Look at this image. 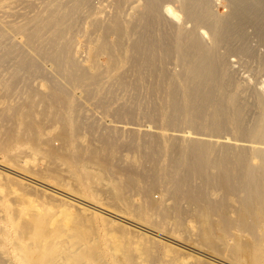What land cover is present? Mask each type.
<instances>
[{
  "label": "bare ground",
  "instance_id": "bare-ground-1",
  "mask_svg": "<svg viewBox=\"0 0 264 264\" xmlns=\"http://www.w3.org/2000/svg\"><path fill=\"white\" fill-rule=\"evenodd\" d=\"M44 1L45 2L42 9H39V11L33 16H29L24 24H18L17 26L13 25L8 29V33L12 32L14 35L20 34L22 36V41L19 44L31 46L34 52H32L31 50L30 51L33 54H25L22 51L21 45L10 42L4 45L2 51L0 50V59L1 65H7L6 67L8 68L13 67L12 76H15L16 72L21 68H25L27 70L38 68L43 70V64H49L48 66L53 68L52 70L55 72L56 77L59 78V85H61V89L59 85H54V87H50V90H48V92H43V94H41V92L40 94L43 96L41 97L42 99L46 98L45 94L47 96H52V100L57 102L58 104V102H61V98H64L61 97L63 96L61 92L65 91V87L63 86H65L66 82L69 86H73V84H75L79 80L91 76V73L89 71H87L76 60L70 57V48L73 36H76V33L78 34L83 29V24L82 29L81 27H79L82 23V19H84L82 17V12L84 10L86 11L87 9V11L90 10L89 13H92V11L94 12V6L98 4L94 3L95 5H92V0ZM132 1L133 0H114L115 6H113V9L117 7L118 9H120V11H123L128 3L130 5L132 4ZM140 1L142 2V4L140 5L142 8L136 11L131 16V19H128L124 23L121 21L119 15H116L118 11L116 10L117 12L113 13V11L115 10L112 9L113 16L111 15V23L110 21L107 22L109 23L108 25H106L107 23H104L105 26L103 25L102 35H104L105 38H109L113 34H115L117 36L116 38L118 39H116V42H119V39L129 38L133 33H136V28L138 26L142 27L141 34H139V36L137 35L138 38H134L136 40H132L133 42L129 43L128 46H124V43L123 46L116 45L115 47L102 46L103 43L99 44L100 47L97 48V51H95L96 56L98 57L97 59H99L101 55L107 54L109 58L112 59V63L114 62L113 66L115 69L119 68L123 62H127V60H129L130 58H133V61L135 60L137 62L138 60H140V58H151L150 55H152L155 60L161 59L163 57L168 58L170 66L159 67L157 66L158 64H155L150 69L147 68L148 71L150 70L151 76L153 75V77L160 78V82L158 83L156 90H153L152 88V91L150 92L151 89L149 88V98L152 99L153 96L157 98L156 104L152 103L141 105L140 102L137 103L131 101L130 105H126V102L121 103L116 106V109L129 108L131 111H135L140 107H142V109L149 108L152 112L157 113L154 116H148V118L144 122L146 127L152 128L155 126L163 129L168 128L174 130L175 132H182L184 136H193H191L192 138H179L177 136H172L170 138L171 142L168 145L169 161H167L170 164V169H165L164 167L158 165V167L156 166L154 168L153 172L142 174V176L144 177L141 176V178L152 179V185H148L147 187H144L142 189L141 193L143 194V200L140 203L139 207L144 210L147 219H149V210H159L161 207L164 210L165 217H169V215H171L170 213H173L172 210H176L180 214H187L189 212L191 213V211L194 210L195 214L193 215L195 217V220H197L202 225V238L208 243L212 241L214 231H217L216 229H218L217 227L228 230L229 228H235V226H239L243 231L253 235V241L244 239L241 248L242 252H250L255 248V244L262 242V239L257 234V231L261 227L262 223H264V220L258 221L264 219V95L258 93V96L260 98V108L257 107L258 111L255 116H253L251 119L248 118L249 120H246L247 118L245 116L246 113L244 110L245 104H242L240 102L238 96L235 95L236 93L232 91L233 88H230L232 85H235L234 76L233 78L228 77L229 79L225 78L222 69L227 64L229 55L236 53L248 54L249 56L255 55L256 59L260 61V64L264 65V52L262 55H258L259 53H257L255 45H253L252 41V38L255 36L258 44L264 46V0H226V11L224 13H220V11H217V3L215 2V0ZM132 7L135 8V5H132ZM124 14L122 13L121 15L123 16ZM168 14L174 16V18L182 20V23H175L173 17H169ZM86 17L87 14L85 15V18ZM188 22L191 23L190 27H185V24ZM97 25H99V20ZM159 25H169L168 27H166V29L168 28V31H166L167 33H162L161 30L163 28L161 27L160 29ZM249 28H252L253 30L250 31ZM202 31L209 35V41L204 39ZM161 34H169L170 39L172 40L168 41L166 40L168 39V37H165L166 42L162 41L161 39L163 35ZM156 35L159 38L154 37L155 40L152 41L153 43L149 42L150 44L145 46L148 49L147 54L146 50L144 51L143 40L144 38L147 39L148 36L150 37ZM104 36L102 37L104 38ZM7 37V31L1 30V44L5 42L4 40H6ZM101 41H105V39H102ZM111 44L109 43V45ZM133 51L138 52L139 56H133ZM146 54L147 56H144ZM94 56L93 58H95ZM93 60L96 61L95 59ZM92 64L90 63V65ZM129 65H132V62ZM136 70L138 71V77L142 79L145 75V69L139 68L137 66L135 71ZM146 73L148 74L147 71ZM125 75H129V73H126ZM93 76L96 75L94 74ZM122 77H120V79ZM146 79H148V77ZM152 85L150 84L151 87ZM33 91L34 92L32 93V95L36 94L35 90ZM31 96L28 101L21 105L23 106V108L25 107V113L28 116L33 114V107H35L33 102L30 100L32 98ZM137 96L138 92L137 95H131L130 97H133L134 99ZM141 97H145L144 94ZM46 102L44 104L46 107H48L49 105ZM54 105L55 104H53V107ZM63 105L65 106L66 104L63 103ZM19 106H17L16 111L21 108V106ZM46 109L48 110V108ZM53 115L54 114H52V116ZM110 116L111 117L108 121H111V123L117 121L122 124L126 123L124 125L136 126H138L137 124L140 123L139 121L135 120L133 116H121L119 113L118 116L116 115V117L113 114ZM53 117L51 118L53 119ZM43 118L44 117L42 115L41 119ZM15 119L16 118L14 116V120ZM16 121L14 122V124L17 123ZM62 121V126L56 136L62 141L61 146L63 147L69 144L72 130L74 127H76V125L73 121H69V116L65 118V122L63 121L64 124L62 123ZM33 123L34 122L32 119L28 120V122L25 121L23 127L26 128L25 126H27L28 128H30L32 127ZM9 128L10 130L7 132L6 137H2V140L0 137V142L4 141V139L8 140L9 142L11 139L14 140L15 131L11 129V126ZM32 129L34 130V128H31V130ZM25 130L27 131V129ZM35 131L36 128L34 130V133ZM133 131L134 132H129L131 136V139L129 138L130 140H127L129 146L131 145L133 147V145L139 143V141L141 142V138L144 139L142 140V144L143 142H145V145L148 144L149 147L150 145H152L151 147L153 151L157 150V148L159 149V147H162V141H164V144H166L165 136L156 135L154 129L152 130L154 134H151L149 132L148 137H146V141V133L139 134L135 133V130ZM142 131L145 130L142 129ZM34 133H31V135H33ZM21 135H24V133ZM27 135H29L28 132ZM196 136H202L204 138L197 139ZM29 137L36 138L35 136L30 135ZM206 137H213L212 139L219 138L222 139L223 142H228V140L231 139L232 141L234 139V141L246 140L259 142L262 146L255 149L254 151L255 156L259 158V162L251 167H247L245 164V167L243 166V164L241 166L239 164V153H241L242 158H245L247 155H249L248 152H246L245 150L239 152V145H234L235 143L233 145L223 143L219 146H215L214 144L208 142L206 140ZM104 139L106 138L103 137V140ZM6 140L4 142H7ZM103 140L101 146H96V148H94V152L95 150L98 151L106 149L108 145L110 146L111 143H109V141H106L108 139L104 140L105 143H103ZM57 141L59 142V140ZM114 142L116 141H113L112 143L114 144ZM33 143H36V141ZM50 144L52 146L51 142ZM56 145L55 147H51V150H48L49 152L45 151L47 152V154H49L50 157L52 156L53 158H57V156L59 155L58 152L60 151L58 146L60 144L57 145L58 148L56 147ZM81 148H79V150ZM38 150H40V148ZM212 150L216 153L214 156H210V152H212ZM80 151H82V149ZM80 151L78 154H80ZM135 151L137 150L135 149ZM62 152H64V150ZM94 152H92V154ZM107 152L108 151H106V154ZM106 154H104V156H107ZM151 155L149 153L148 157H151ZM99 158H101L100 154ZM104 158L101 159L104 160ZM145 162L143 161V163ZM133 163L136 162L133 161ZM130 166L132 167L133 165L131 164ZM120 168L122 167L120 166ZM140 169L142 170V168ZM99 174H101V172ZM98 176L101 177L103 175ZM92 177L95 179L94 182L98 180L97 176L93 175ZM92 177L89 178L92 179ZM103 177L101 178V182L104 179ZM125 178H127L126 175ZM123 181L125 182V180ZM98 182L100 183V181ZM129 182L132 185V190L135 189V179L133 177H129ZM114 183L116 184L117 180L116 182L114 181ZM102 184L104 185L105 182L101 183V186H98V188H104ZM206 184H209V187L210 185L216 186L217 184V186L221 188V190H223L224 196L231 194L237 197L239 206L236 208L234 207L236 212L235 217H232L231 214H229L230 209H233V204L231 205L229 201H226L228 199L226 196L225 197L227 199L224 200H221L220 198L209 200L207 193H198V188L203 187ZM157 186H161L163 190H166V192L171 195V198L173 200V203L171 202L172 205L170 204L169 206H161L162 200H156L153 197L154 188H157ZM22 187L26 189L27 185L25 186V184L22 183ZM129 187L130 186L127 185V188L125 187V189H129ZM109 189H111L110 192H112V187ZM182 198L186 199L187 205L185 204L184 206L181 203ZM12 205L14 207L15 204ZM18 205L16 206L17 208H19ZM16 207L13 208L15 210H13L10 215L5 213V217L2 221H8L6 225H1L0 222V233L2 232L3 235L5 234V236L2 235L3 237L0 235V264H6L5 262L7 261H5V255L3 253V250L1 249V240H4L6 238L7 225H11L22 236L33 235L34 237L33 241L29 243L19 245H17L16 243L18 248V250H16L19 251L20 256L18 264H87L83 262H85V259L88 257L98 259L101 258L103 251L101 240L95 238L90 240L89 238L88 244H81V241L87 239L88 232L92 230L91 221H96L95 213H91L85 207L79 206L78 218L75 219V217L71 219L73 224L70 225L69 223L71 227L68 231H65L66 233L64 234L66 236L63 237L65 238L64 241L61 238L65 244V247L64 245L62 247H58L57 245L58 243H60V240H55L54 238H51V236L55 233H58L55 234L56 236L59 234L64 235V230H62L60 226L54 227V225H56V221L55 223L53 222L54 225L51 226L52 224L49 225L50 222L49 224H46L48 223L46 222L47 220H44V218L41 217L38 212H28V214L25 215L22 214V210H18L16 209ZM206 214H211V216L212 214H217L219 216V219H208ZM186 217H188V215ZM183 219L185 220V217ZM16 221L21 222L17 223ZM134 222H132V224L138 226V223ZM115 229H118V231L122 232L123 237L125 238L122 243L113 245L111 243L109 244L111 246L110 248L113 251L117 250L122 252L119 256L120 262L126 261V263L128 262L129 264H137V260L139 258H142L144 262H150V260L152 261L153 259H156L157 256H159V252L162 250L161 246H157L156 244L152 245V242L148 244L144 242L141 245V237L140 240L138 239L140 245L137 243L139 246L136 245L137 247L135 246V250L132 251V241L137 234L122 227L115 226ZM36 230L38 231L37 233H35Z\"/></svg>",
  "mask_w": 264,
  "mask_h": 264
},
{
  "label": "rangeland",
  "instance_id": "rangeland-1",
  "mask_svg": "<svg viewBox=\"0 0 264 264\" xmlns=\"http://www.w3.org/2000/svg\"><path fill=\"white\" fill-rule=\"evenodd\" d=\"M44 2H45L44 0H6V1L0 0V35H1V30H5L7 31V36H8L7 39L4 40L5 42L3 41L4 42L3 44H1V39H0L1 51L4 45L12 42L21 45L22 51L25 54L27 55L33 54L32 52H34V50L33 48H31V46L19 44L22 41L21 40L22 36L20 34L14 35L12 32L8 33V29L13 25L17 26L18 24H24L29 16H33L39 11V9H42ZM215 2L217 3L216 6L217 11L218 12L220 11V13H224L226 11L225 5L227 4V1L215 0ZM91 3L92 5H95L94 3L98 5L94 6V12L92 11V13H89L90 10L87 11V9L86 11L84 10L82 12V17L85 20L82 19V23L80 24L79 27H81L82 29V24L84 26L83 29L78 34L76 33V36L75 35L73 36L71 42V48H70V57L76 60L87 71H89L91 73V76L79 80L78 82L73 84V86H69L68 83L66 82L65 86H63L65 87L64 88L65 91L61 92V94L63 95L61 97L64 98H61L60 100L61 102H58V104L57 102L52 100L53 98L50 95L47 96L45 94L46 96L45 99L47 102L45 101V99L41 98L43 97L41 94H43V92H48L51 86L54 87V85L60 84L59 78L56 77L55 72L52 70L53 68L48 66L49 64H43L44 67L43 70L38 68H32L30 70L21 68L16 72L15 76L14 75L12 76L13 67L8 68L6 67L7 65H1V59H0L1 140L2 137L4 138L6 137L7 132L10 130L9 128L10 126L11 129L15 131L14 140L11 139L9 142L8 140L4 139V141L6 140L7 142L4 141L0 142V144L2 143L0 145L1 225H6L8 222V221H2L5 217V213L10 215V213L13 210H15L13 208L16 207L19 203L18 205L19 208L16 207V209L22 210L23 211L22 214L26 215L28 214V212L32 213L36 211V213L38 212V214L41 217H43L44 220L45 219L47 220L46 222L48 223L46 224H49L50 222L49 225L52 224L51 226H53L56 221L55 223L56 225H54V227L60 226V228L64 230L63 231L64 234L66 233L65 231L69 230V228L71 227L70 225L73 224L71 219L75 217H76L75 219L78 218L79 215L78 209L79 206H82L85 207L91 213H95L96 221H91L92 230L88 232L87 239L81 241V244L82 243L84 245L88 244L89 238L90 240L95 238L101 240V243L103 245L101 258L98 259V258L88 257L85 259V262L83 263L129 264L128 262L126 263V261L120 262L119 256L121 255L122 252L117 250L113 251L110 248L111 246L109 245L110 243L112 245L122 243L123 240L125 239L123 237L122 232L118 231V229H115V226H117V227L125 228L126 230L132 231L133 233L137 234L134 240L132 241V245H131L132 251H134L135 248L140 245V243L142 245V243L144 242L147 244L152 242L151 243L152 245L156 244L157 246H161L162 250L159 252V256H157L156 259H153L152 261L150 260V262L149 261L144 262L142 258H139L137 260V264H193V263L195 264H264V244H263L264 223H262L261 227L257 231V234L261 237L262 242L255 244L256 246L252 251L249 250L250 252L247 251L242 252L241 248H242L243 240L247 239L253 241L252 234L243 231L239 226H235V228H229L228 230L217 227L218 229H216L217 231H214V236L212 241L208 243L202 238L201 235L202 225L197 220H195V217L193 215L195 214L194 210H192L191 213L189 212L187 214H180L176 210H172L173 213H170L171 215H169V217L168 216L165 217L164 210L161 207L159 210L158 209L149 210L148 211L149 219L146 218L144 210H142L139 207L140 203L143 200V194L141 193V191L144 187H147L148 185L149 186L152 185V181H151L152 179L141 178L142 174L147 172L148 173L153 172L154 168L156 166L158 167V165L164 167L165 169H170L171 168L170 164L169 162H167L169 161L168 145L171 142L170 138L172 136H177L179 138H192L191 136L193 135L184 136L182 132H175L174 130L168 128L163 129L154 126L152 128L156 132L155 134L160 136H165L166 138L165 141L166 144H164V141L161 142L162 147H159V149L157 148V150L153 151L151 147L152 145H150L149 147L148 144H146L147 146L145 145V142H143L142 144V140H144L143 138H141V142L139 141V143L133 145V147L131 145L130 146L128 145L127 140L131 139V136L129 134L130 131L134 132L133 130H135V133H139V134L146 133L147 135L145 136V141H146V137H148L149 132L151 134L152 133L154 134V132L152 131L153 129L150 127H146L144 122L146 121L148 116H154L157 112H152L149 108L142 109V107H140L135 111H131L129 108L116 109V106L125 102L127 103L126 105H130L131 101L137 103L140 102L141 105L152 104V103L156 104L157 98L153 96L151 99L149 98L150 97L149 95L150 92L152 91V88L153 90H156V87L160 82V78L153 77V75L151 76L150 70L148 71L147 68L150 69L155 64H158L157 66L159 67L170 66L169 60L166 57L161 58L162 61L161 59L155 60L152 57V55H150L151 58H146V57L140 58V60H138L137 62L135 60L133 61V58H130L129 60H127V62H123L119 68L114 69L113 66L114 62L112 63L111 61L112 59H110L107 54H103L99 59H97L98 57L96 56L95 51H97V48L100 47L99 44L103 43L102 46L115 47L116 45L123 46L124 43V46L125 45L128 46L129 43H132L134 40H136L134 38H138L137 35L139 36V34H141V30H142L141 26H138L136 28V33H133L129 38L119 39L120 43L118 41L116 42L117 36L115 34H113L109 38H105V36L102 35V29H103V25L105 26V24L108 21H110L111 23V18H112L111 15L113 16V13L117 11L119 14L116 13V15H119L123 23L128 19H131V16L136 11L142 8L140 6L142 2L140 0H133L131 2L132 4L130 5L128 3V5L123 9V11H120V9H118L117 7L113 9L114 8L113 6H115L114 0H92ZM132 5L133 6L135 5V8L132 7ZM112 9L115 11H113ZM122 13L125 14L122 16L121 15ZM86 14L87 17L85 18ZM168 16L173 17L175 23L177 24L182 23V20L174 18V16L169 14ZM98 20H99V25H97ZM108 24L109 23H107L106 25ZM190 25L191 23L188 22L185 24V27H190ZM159 26L160 29L161 27L163 28L161 30L162 33L163 32L167 33L166 31H168V28L166 29V27H168L169 25H159ZM249 30L252 31L253 29L249 28ZM161 35H163L161 39L162 41L166 42V40L168 41L172 40L170 39L169 34H161ZM202 35L205 40L207 41L210 40L209 35L207 33H204L202 31ZM102 36H104V38ZM154 37L156 38L157 35L150 37L148 36L147 39L144 38L143 40L144 51L146 50L147 54H148V49L145 46H147L150 43H153L152 41L155 40ZM165 37L166 38L168 37V39L165 40ZM102 39H105V41H101ZM252 41H253V45H255V49L257 53H259L258 55H262L264 52V46L258 44V41L255 36L252 38ZM109 43L110 44L112 43L111 44L112 46L109 45ZM147 54L144 56H147ZM132 55L139 56V53L133 51ZM93 56L95 58H93ZM93 59H95L96 61H94ZM131 62L133 66L129 65L131 64ZM90 63L91 64L93 63L94 65L93 64L90 65ZM137 66L139 68L145 69L144 72L145 75L142 79L138 77V71L137 70L135 71ZM123 70L125 74L129 73V75H125L123 73ZM146 71L148 72V74L146 73ZM222 72L225 78L228 77L233 78L234 76L235 85H232L230 88L231 89L233 88L232 91L236 93L235 95L238 96L240 102L242 104H245L244 110L246 113L245 114L247 118L246 120L251 119L253 116L256 115L258 108H260V98L258 96V93L264 95V65L260 64V61L256 59L255 55L249 56L248 54L236 53L229 55L227 64L223 67ZM94 74L96 76H93ZM119 75H122L124 78ZM120 77L122 78L120 79ZM145 77L146 78L148 77V79H146ZM150 84L151 85L153 84L154 87L153 85L151 87ZM59 87L61 89V85H59ZM33 90H35L36 93L34 95H32V93L34 92ZM137 92H138V96L136 98L133 99V97L132 98L130 97L131 95L132 96L137 95ZM143 94L145 97L142 98L141 96ZM30 96L32 97L30 100L33 102L35 107H33L34 109L33 114L28 116L25 113V107L23 108V106L21 105H23L26 101H28ZM45 102L49 105L48 107L45 106L44 104ZM63 103L66 105L64 106ZM53 104L56 105V108L58 107L57 110L55 108V105L53 107ZM19 105L21 106L22 109L19 108L16 111V108ZM64 107H66L67 109ZM46 108H48V110ZM53 109L55 110V112ZM118 113L121 116H128V117L133 116L135 120L139 121L140 123L137 124L138 126H136V125H124L126 123L122 124L117 121L112 123L111 121H108L111 117L110 115L113 114L116 117V115L118 116ZM16 114L19 119L16 117ZM52 114H54L53 115L54 117L52 116ZM42 115L44 117L43 118L44 120L41 119ZM14 116L16 118L15 120H14ZM68 116H69V121L70 122L73 121L76 127H74L72 130L69 144L67 146L62 147L61 146L62 141L56 135L60 131V128L62 126L61 121L63 120L65 122V118ZM51 117H53V119ZM31 119L34 122L32 127L28 128L27 126H25L26 128H24L23 125L25 124V121L28 122V120ZM15 121L18 124L17 123L14 124ZM88 125L90 126V128ZM31 128H34V130L36 128L35 133L33 129L31 130ZM25 129H27V131ZM142 129L145 131H142ZM22 132L24 133V135H21L23 134ZM27 132L30 136H35L36 138L29 137V135H27ZM31 133L34 134L31 135ZM103 137L108 139V140L106 139L104 140L109 141V143H111L110 146L108 145L107 147L108 149L105 147L106 149L98 150V151L95 150L94 152V148H96V146L102 145L101 143ZM196 137L197 139L204 138L202 136H196ZM206 138L208 142L214 144L215 146H219L220 144L223 143L230 145H233L235 143L234 145H239V152H241L242 150L248 152L249 155H247L245 158H242L241 153H239V164L241 166L243 164L244 167L245 165L247 167H251L259 162V158L256 157L254 153L255 149L260 148L262 146L261 143L259 142H252L246 140L234 141V139L233 141L231 139L228 140V142L227 141L223 142V140L219 138L218 139L217 138L212 139L213 137H206ZM34 140L36 141V143H33L35 142ZM57 140H59V142ZM111 141L112 142L116 141V142H114L113 144ZM50 142L52 143V146ZM56 143L57 145L60 144L58 146L60 152H58L59 155L57 156V158H53L52 156L50 157L49 154H47V152L51 150L50 149L51 147H55ZM103 143H105V141ZM39 148L40 150H38ZM79 148H81L82 151H80L81 149L79 150ZM135 149L137 151H135ZM63 150L65 154L64 152H62ZM27 151L30 153H28ZM79 151L80 154H78ZM106 151H108L107 154ZM92 152L94 153L92 154ZM149 153L150 155L152 154L151 157L149 156L150 158L148 157ZM210 153H211L210 156H214L216 154L215 151L213 150ZM99 154L101 158L104 157L107 158H104L103 160L99 158ZM104 154H106L107 156H104ZM133 161L136 163H133ZM143 161L146 162L143 163ZM123 163L126 165H124ZM131 164L133 165L132 167L130 166ZM120 166L122 168H120ZM140 168H142V170ZM98 170L99 173L101 172V174L98 173ZM95 172H97L98 174ZM93 175L98 177V180H96L95 182H94L95 179L92 177ZM98 175L100 176L105 175V176L99 177ZM125 175L127 178H125ZM89 177H92L93 181ZM102 177L104 179L101 182ZM129 177H133L136 181V184L134 185L135 189L133 190L131 188L132 185L129 182ZM116 180L117 183L115 184L114 181L116 182ZM123 180H125V182ZM98 181H100V183ZM103 182H105L104 185L102 184L104 188L102 187L98 188V186H101V183ZM123 182L130 186L129 189H125V187L127 188V185L124 184ZM22 183L25 184V186L27 185L28 188L27 187L26 189L23 188ZM111 187H112V192L114 194L110 192L111 189L109 188ZM208 187L209 184H206L203 187H199L198 193L199 194L207 193L209 200H213L216 198H220L221 200H224L228 198L226 201L227 202L229 201L231 205L233 204L232 205L233 209H230L229 214H231L232 217H235L236 212L234 207L236 208L239 206L237 197L235 195L230 194L227 196L225 195L227 197L226 198L224 196L223 190H221V188H219L217 184L216 186L210 185L209 187L210 189ZM153 197L156 200H162L161 206L163 205L169 206L171 202L173 203L171 195L167 193L166 190H163L161 186H157V188L156 187L154 188ZM12 198L14 199V201ZM15 200L17 202V205ZM181 203L185 206V204L187 203L186 199L182 198ZM12 204H15L16 206L14 205L13 207ZM187 215L188 217H186ZM206 216L208 217V219H213V218L219 219V216L217 214L215 215L212 214V216L211 214H206ZM184 217L185 220L183 219ZM263 220L264 219L258 221H263ZM16 222L20 223L21 221H16ZM132 222L138 223L137 224L138 226L132 224ZM62 223L64 226L62 225ZM37 232L38 231L36 230L35 233ZM6 233H7L6 238L4 240H1V249L3 250V253L5 255L4 257L5 261L7 260L5 263L18 264L20 260V256H19V251H17L18 250L17 245L29 243L33 241L34 237L33 235L22 236L11 225H7ZM55 234H53L51 238H54L55 240H60V243H58L57 246L62 247L64 245L65 247V244L63 242L65 238L63 237H65L66 235L59 234L56 236ZM0 235L2 236L3 233L1 232ZM3 236H5V234ZM61 238L63 239V241ZM138 239L140 240V243ZM61 241L63 244L61 243Z\"/></svg>",
  "mask_w": 264,
  "mask_h": 264
}]
</instances>
